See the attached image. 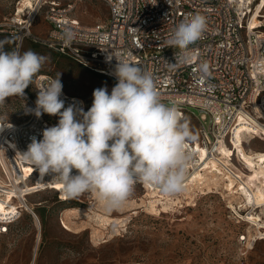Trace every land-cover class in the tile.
Returning <instances> with one entry per match:
<instances>
[{
  "label": "built area",
  "instance_id": "2783aa9c",
  "mask_svg": "<svg viewBox=\"0 0 264 264\" xmlns=\"http://www.w3.org/2000/svg\"><path fill=\"white\" fill-rule=\"evenodd\" d=\"M100 1L106 4L109 18L93 25H84L74 17L76 4L72 2L42 0L39 5L35 3L25 19L18 8L11 24L13 33L21 34V43L31 34L36 14L43 11L49 28L46 37L38 39L40 44L68 56L91 72L108 77L115 84L117 80L112 73L118 61L135 64L151 74L163 103L177 106L183 120L187 116L197 120L198 138L187 147L191 160L184 190L166 196L157 187L141 184L144 189L155 192L161 202L172 205L175 210L190 207L183 196L191 186L193 164L202 155L210 161L218 160L217 151L222 145L228 148V153L224 160H218L219 164L225 163L245 182L249 170L238 156L234 140L242 135V143L248 150L250 141L258 138L264 141V133L247 130L257 125L264 128V26L254 29L251 25L257 10L256 0ZM194 14L205 17L206 29L201 38L189 46L187 62L175 63L179 49L169 47L166 41L181 21ZM65 28L73 33L72 41L67 44L62 39ZM205 65L207 72L202 70ZM52 79L54 77L48 74L37 75L36 94ZM25 96L34 109L35 102ZM61 99L65 107L75 103L85 112L88 109L82 97L70 95L64 89ZM58 120V116L48 114L37 118L33 112L21 122L1 120L0 200L7 204L6 210L0 212V235L8 234L10 227L25 213L36 217L34 206L28 203L30 196L49 190L58 193L61 199V191L55 190L60 182L54 174L44 175L42 184H38L39 171L32 168L26 172L29 164L21 156L33 137L42 139L43 130L55 126ZM199 171L205 172L203 167H199ZM214 190L216 192L212 190V193L222 196L231 193ZM238 208L242 207L238 205ZM237 220L244 223L239 217ZM238 241L244 248L251 249L257 242L264 241V236L255 234L250 238L243 234ZM249 243L252 246L249 247Z\"/></svg>",
  "mask_w": 264,
  "mask_h": 264
},
{
  "label": "rangeland",
  "instance_id": "374dc122",
  "mask_svg": "<svg viewBox=\"0 0 264 264\" xmlns=\"http://www.w3.org/2000/svg\"><path fill=\"white\" fill-rule=\"evenodd\" d=\"M21 1L0 0V41H6L4 50H32L47 57L37 75L57 78L60 74L63 89L82 97L88 109L96 88L107 87L110 93L111 79L39 43L38 39L46 37L49 28L43 11L36 14L31 34L19 42L21 34L15 35L11 24L17 9L19 14L24 11ZM57 1L76 4L73 15L84 25L109 18L107 6L100 0ZM28 11L21 15L23 19ZM37 75L25 89V94L34 102ZM27 109L32 106L26 96L6 98L0 106V119L7 123L21 122L31 115ZM185 120L197 139V120L190 116ZM248 146L251 151H264V141L260 138L250 141ZM245 150L248 151L246 147ZM204 171L183 196L190 207L176 210L142 185H136L127 203L112 212L105 211L96 199L99 210H94L88 192L75 198L68 196L67 201H61L55 191L32 195L28 203L34 206L36 217L25 213L10 227L8 234L0 235V264H264V241L251 249L244 248L238 240L239 236L248 235L249 225L238 223L227 208L242 196L223 193L227 189L222 176L228 175L219 167L209 175V169ZM214 189L223 196L212 193ZM253 190L259 192L256 186ZM63 193L62 188L60 194ZM261 193L264 195V190ZM260 208L259 213L264 206ZM252 234L255 235L254 229Z\"/></svg>",
  "mask_w": 264,
  "mask_h": 264
},
{
  "label": "clouds",
  "instance_id": "9594fccd",
  "mask_svg": "<svg viewBox=\"0 0 264 264\" xmlns=\"http://www.w3.org/2000/svg\"><path fill=\"white\" fill-rule=\"evenodd\" d=\"M206 29V19L194 14L181 21L166 41L175 53V63H186L189 46ZM62 39L70 43L73 33L65 28ZM0 41V106L6 98L24 97L47 57L32 50L5 51ZM202 70L207 72V66ZM117 80L109 93L96 88L85 112L61 99L60 74L39 89L33 112L58 116L55 126L32 138L21 154L41 177L54 174L70 198L93 193L105 211L121 209L140 183L157 187L166 196L184 190L191 154L187 147L195 136L175 105L161 101L151 74L139 66L118 61L112 73ZM73 170H76L75 174Z\"/></svg>",
  "mask_w": 264,
  "mask_h": 264
},
{
  "label": "bare ground",
  "instance_id": "6f19581e",
  "mask_svg": "<svg viewBox=\"0 0 264 264\" xmlns=\"http://www.w3.org/2000/svg\"><path fill=\"white\" fill-rule=\"evenodd\" d=\"M42 2V0H22L21 1V7L24 10L22 15H26L25 13L27 10H33L35 8V3L39 5ZM257 5V10L255 11L253 18L251 20V25L254 29L261 28L264 23V16L262 15V12L264 10V0L255 2ZM0 126L3 127V124H0ZM247 130L249 132H255L257 134H263L264 128H262L260 125H257V127H248ZM243 136L240 135L236 140H234L235 148L237 149L238 156L241 157L248 170L249 174H246L245 183L244 181L239 180L235 174L226 166V164H219V159L224 160L226 154L228 153V148L224 145L220 146L218 148V160L212 159L211 161L206 159L205 156H201L200 160H197L194 164V173H193V179L191 182V186H193L194 181L197 177L201 178L202 173L199 171V167H203V170L209 169L208 175L213 173H216V168L219 167L222 171H224L228 176H222L223 183L232 185H235V192L231 191L232 193H235L238 196H242L240 200H235L231 204H228L230 210L234 212V214L241 218L243 222L247 223L249 225L248 228V236L250 238H253L252 229H254L256 235L264 236V209H262L261 213L257 212V210L260 207L264 206V195L261 193L262 190H264V151H257V150H245V146L242 143ZM226 152V154H225ZM29 164V163H27ZM30 165V164H29ZM26 167V172H29L33 167L32 166ZM215 171V172H214ZM43 177L39 179L38 184H42ZM250 181V182H249ZM141 185V184H137ZM190 186V187H191ZM259 188V192H256L253 190L254 187ZM63 188L62 184L59 183L57 185L56 191H61ZM89 197L93 200V206L94 210H99L97 206V202L95 201L96 197L93 193H87ZM69 197L63 193L61 195V201H67ZM248 199H251L250 202ZM97 200V199H96ZM6 201L0 200V212H3L6 210ZM39 205V204H37ZM41 205V204H40ZM238 205L242 207L241 209L238 208ZM261 209V208H260ZM246 214L244 216H241L239 214ZM248 246H252L251 243L248 244ZM37 251V248L35 252Z\"/></svg>",
  "mask_w": 264,
  "mask_h": 264
},
{
  "label": "crops",
  "instance_id": "0c3cea01",
  "mask_svg": "<svg viewBox=\"0 0 264 264\" xmlns=\"http://www.w3.org/2000/svg\"><path fill=\"white\" fill-rule=\"evenodd\" d=\"M223 183V182H222ZM224 185V187L227 189V190H231V191H234L235 190V185L234 184H232V185H229V184H223ZM230 191V192H231ZM235 192V191H234ZM232 193V192H231ZM232 194H235V193H232Z\"/></svg>",
  "mask_w": 264,
  "mask_h": 264
},
{
  "label": "trees",
  "instance_id": "16d2710c",
  "mask_svg": "<svg viewBox=\"0 0 264 264\" xmlns=\"http://www.w3.org/2000/svg\"><path fill=\"white\" fill-rule=\"evenodd\" d=\"M94 73V72H93ZM97 74V73H96ZM100 75V74H99ZM102 76V75H101ZM103 77H105V76H103ZM107 78V77H106ZM112 86L114 87L115 86V83H114V81L112 80ZM69 94V93H68ZM70 95H72V94H70ZM78 96V95H77Z\"/></svg>",
  "mask_w": 264,
  "mask_h": 264
}]
</instances>
